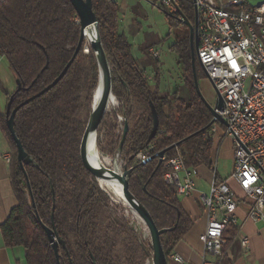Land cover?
<instances>
[{
    "label": "trees",
    "instance_id": "obj_1",
    "mask_svg": "<svg viewBox=\"0 0 264 264\" xmlns=\"http://www.w3.org/2000/svg\"><path fill=\"white\" fill-rule=\"evenodd\" d=\"M92 7L111 67L112 91L120 101L115 114L129 126L121 150L115 123L109 127L108 138L112 150L124 158L125 167L133 168L130 192L148 210L158 229L174 228L161 236L169 263L193 221L183 210L175 189L163 180L168 171L164 162L159 164V158L153 156L185 140L164 157L180 155L187 169L205 166L215 174L216 182L221 181L215 171V138L212 126L208 127L212 114L193 83L189 27L184 24H194L193 2L182 0L172 14L181 29L169 49L178 55L183 84L165 94L161 92L159 59L147 52L148 74L145 65L134 57L128 37L120 32L118 3L92 0ZM79 38V19L69 0L0 2V55L20 86L8 93L0 81V95L5 100L3 109L0 105V130L10 149V183L17 201L0 225L2 238L6 247L25 250L27 264H145L152 259L151 246L138 241L126 218L111 213L108 194L80 158V142L88 122V116L82 119L81 112L85 108L90 114L98 82L96 60L87 41L88 54L82 49L64 77L38 96L66 67ZM195 69L196 75L202 70L197 61ZM10 98V111L31 99L18 109L13 125L15 137L32 159L23 168L6 125ZM151 106L159 124L149 140L153 128ZM104 125L105 118L101 127ZM97 148L101 150L98 136ZM147 151H151V160L138 162L137 155ZM45 227H54L60 238L57 256ZM236 233V226L226 227L217 264H232L226 249Z\"/></svg>",
    "mask_w": 264,
    "mask_h": 264
},
{
    "label": "built area",
    "instance_id": "obj_2",
    "mask_svg": "<svg viewBox=\"0 0 264 264\" xmlns=\"http://www.w3.org/2000/svg\"><path fill=\"white\" fill-rule=\"evenodd\" d=\"M182 0H160L159 7L174 14ZM198 16L197 61L213 85L216 97L224 99V108L217 111L226 122L222 136L233 142L234 180L244 196L252 200L248 218L264 220V2L257 6L243 0H192ZM181 22L183 18L179 17ZM149 54L159 58L156 49ZM120 121L123 118L119 117ZM212 125L211 133H217ZM151 151L137 155L142 164L151 160ZM10 153L4 158L10 162ZM162 161L168 170L163 180L179 197H191L196 189L197 168L187 169L180 155ZM207 225L200 236L205 254L217 264L222 255L224 231L237 226L239 199L227 180L213 182L207 193L200 195ZM247 249L248 238L241 239ZM170 260L182 263L178 254Z\"/></svg>",
    "mask_w": 264,
    "mask_h": 264
},
{
    "label": "water",
    "instance_id": "obj_3",
    "mask_svg": "<svg viewBox=\"0 0 264 264\" xmlns=\"http://www.w3.org/2000/svg\"><path fill=\"white\" fill-rule=\"evenodd\" d=\"M69 1L72 4L79 19L80 38L76 46V49L74 51V54L70 59V61L68 62V64L66 65V67L48 87H46L41 93L38 94V96L51 89L64 77L67 70L69 69V67L71 66V64L73 63V61L75 60V58L82 49L85 54H88L89 49L86 47L85 35L87 31L93 30L94 34L91 44V50L94 54L98 68V82L96 89L93 93L91 112L89 114L88 122L80 142V158L86 170L98 182L99 180H110V181H118L120 183L122 187V195L126 204L141 219V221L143 222L149 233L150 246L152 249V264H168L167 258L164 254V250L161 244V236L166 232L173 230L174 228L158 229L148 210L130 192L129 177L133 168L127 169L126 167H124L123 172L119 173L103 165L95 166L89 160L88 144L90 137L92 134H97L100 124L102 123L103 118L106 114L108 102L111 96L114 95L112 91L111 67L108 62L107 56L105 54L103 45L101 43L99 29H98V20L93 11L92 0H69ZM194 14H195V21L193 25L188 22L184 23L186 26L189 27V42H190V50H191V58H192L194 87L196 89L197 94L199 95L201 100L206 104V106L208 107V109L212 114V121L210 122L208 127H211L216 123L226 126V122L221 118V116L217 112L224 108L225 106L224 99L220 95H217L215 103L212 106L204 100L198 88V81H197V75L195 69V63L197 61V52H198V16L196 10H194ZM178 19L181 20L180 18ZM16 85H17V90H19L20 86L17 80H16ZM30 100L31 99L26 100L25 102L17 106L14 110L10 111L11 101H12V98H10L6 106V125L16 144L17 160L22 168L25 165L31 164L32 159L24 151L20 141L15 137L13 125H14V117L18 109L21 106L27 104ZM151 112H152L153 128L149 140H151L156 135L159 124L158 115L153 106H151ZM128 130H129L128 124L124 123L119 150H121L123 146ZM184 141L185 140H182L176 144H173L172 146L155 154L153 157L159 158V164H161L165 153L171 150L172 148L182 144ZM44 230L57 256L58 247L59 244H61L60 238L56 233L54 227L53 228L45 227Z\"/></svg>",
    "mask_w": 264,
    "mask_h": 264
},
{
    "label": "crops",
    "instance_id": "obj_4",
    "mask_svg": "<svg viewBox=\"0 0 264 264\" xmlns=\"http://www.w3.org/2000/svg\"><path fill=\"white\" fill-rule=\"evenodd\" d=\"M1 1L3 0H0V2ZM123 21L124 19H122L120 15V26L123 24ZM121 32L124 33L123 31ZM153 37L154 34H146L145 38L147 39L148 43L146 45L144 44L142 49L143 54L141 56H138V52L136 53L135 51L134 57L137 58L140 62L147 61L144 50L148 49L147 52L149 53V49L154 48V46H156V43H153L152 41ZM14 78L15 76L12 70L9 68L8 63L0 55V81L4 90L8 93H12L16 89V79L14 80ZM6 80L8 81V83L6 82ZM0 105L1 109H3L5 106V100L3 98V95H0ZM222 133L223 129L218 127L217 133L214 135V137H219L222 135ZM229 140L231 141V146H229V149L230 160L232 161L231 171L229 173L225 172L222 174L218 171L217 157L219 156V152L221 154V142L217 146L215 152V171L217 176L219 177V180H227L231 189L240 201L236 211V217L238 222L236 226L237 233L232 242L229 244L228 248L226 249V255L227 258L232 261V264H264V220L259 219L258 221H253L248 218L249 212L252 208V200L247 199L238 184L234 180L230 179V175L234 169V161L233 142L230 138ZM9 153V145L0 130V225L7 220L10 211L17 204L10 183L9 162H7L4 158V156ZM197 171L198 177L196 178V189L194 193L191 197H180V203L183 210L193 221V226L190 231L185 235L184 239L176 245L172 252V254H178L183 262L175 263L170 260L168 264H203L204 260H215L212 255L205 254L203 244L200 242L199 238L204 233L207 225L206 216L204 214L200 202V195L208 192L205 191V188L209 190L210 185L216 181V176L205 166L198 167ZM262 211L264 213V207ZM242 238L249 239V245L247 246V249L243 248L241 245ZM0 264H27L25 250L21 247H6L2 238L1 230Z\"/></svg>",
    "mask_w": 264,
    "mask_h": 264
},
{
    "label": "rangeland",
    "instance_id": "obj_5",
    "mask_svg": "<svg viewBox=\"0 0 264 264\" xmlns=\"http://www.w3.org/2000/svg\"><path fill=\"white\" fill-rule=\"evenodd\" d=\"M120 7V15L121 18L124 19L123 24L120 26V32L123 31L128 37L129 41L133 46V55L136 51L138 52V56L142 55V49L144 44L146 45L147 39L145 38L146 34H154L152 38L153 43H156L154 49H156L159 55V61L161 63V92L165 94L166 92H172L176 88L181 87L182 82V67L178 61V55L176 52L169 49V47L173 44L176 34H178L181 26L178 25L175 19L176 17L169 13L168 11L159 7L161 3L160 0H115ZM221 2H227L228 0H219ZM250 6H257L260 3H263L264 0H243ZM174 23V25H173ZM193 25V23H192ZM129 26V27H128ZM125 27V28H124ZM128 27V28H127ZM127 28V29H126ZM153 36V35H152ZM148 50V49H147ZM147 50L145 51V57L148 61V57L146 56ZM149 55V54H148ZM137 56V57H138ZM150 56V55H149ZM151 57V56H150ZM152 58V57H151ZM146 61V62H147ZM146 62H141L145 65L148 74L151 69ZM152 75V74H151ZM15 80V78H14ZM198 88L203 96L204 100L210 104L214 105L216 100V92L208 80L207 76L201 70L197 75ZM8 83V81L6 80ZM194 83V82H193ZM116 97V96H115ZM117 99V98H116ZM120 101L117 99V105L114 107H110L107 109L105 118V124L101 127L97 132L98 143L101 146V150L99 151L102 156L109 159L108 168L113 169L114 166L118 165L121 172L125 167V160L119 154L115 153L112 150L111 141L108 138L109 127L114 123L116 124L115 136H122V130L124 126V122L119 120V117L122 116L116 115L115 112L119 108ZM89 118L87 115V111L84 108L81 112V118ZM115 116V119H114ZM103 118V120H104ZM124 120V119H123ZM215 139V147L220 144L219 156L217 157V166L219 173H229L231 171L232 161L230 160V147L231 141L229 138L223 139V136H216ZM225 152V153H224ZM228 152V153H226ZM112 162V163H111ZM112 165V166H111ZM128 169V168H127ZM206 192L208 191L205 188ZM108 194V193H107ZM108 196H110L108 194ZM111 197V196H110ZM109 197V198H110ZM112 200V201H111ZM123 205V203L115 201L112 197L110 198V211L116 216H123L129 222V227L134 230L137 234L138 241L141 242L145 246L150 245V237L147 231V228L143 224L141 220H139L136 216L131 214L130 210ZM138 219V220H137ZM120 252V248H119ZM152 259H147L145 264H151Z\"/></svg>",
    "mask_w": 264,
    "mask_h": 264
},
{
    "label": "bare ground",
    "instance_id": "obj_6",
    "mask_svg": "<svg viewBox=\"0 0 264 264\" xmlns=\"http://www.w3.org/2000/svg\"><path fill=\"white\" fill-rule=\"evenodd\" d=\"M93 34H94L93 30H89V31L86 32V35H85V41H87L89 43L90 47H91V44H92ZM116 105H117V99H116V97L114 95H112L110 100H109V102H108L107 109L110 108V107H113V106L115 107ZM88 150H89V152H88L89 160H90V162L93 165H95V166L103 165V166L108 168V164H109L110 160L107 159L106 157L102 156L101 153L98 151V148H97V134H92L91 135L90 140H89V144H88ZM118 165L114 166L113 170H115L116 172L121 173ZM98 183H99L100 188L104 192L108 193L115 201L123 203V205L126 206L130 210L131 214H133L139 220H141L136 215V213L132 209H130V207L126 204V202H125V200L123 198V195H122V187H121V185H120V183L118 181L99 180Z\"/></svg>",
    "mask_w": 264,
    "mask_h": 264
},
{
    "label": "flooded vegetation",
    "instance_id": "obj_7",
    "mask_svg": "<svg viewBox=\"0 0 264 264\" xmlns=\"http://www.w3.org/2000/svg\"><path fill=\"white\" fill-rule=\"evenodd\" d=\"M202 69V68H201Z\"/></svg>",
    "mask_w": 264,
    "mask_h": 264
}]
</instances>
